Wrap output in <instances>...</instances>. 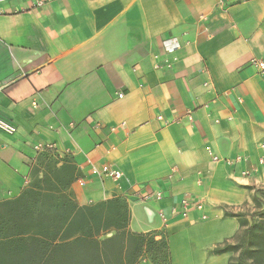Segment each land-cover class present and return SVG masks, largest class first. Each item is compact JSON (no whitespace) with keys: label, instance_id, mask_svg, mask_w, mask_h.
Here are the masks:
<instances>
[{"label":"crops","instance_id":"obj_1","mask_svg":"<svg viewBox=\"0 0 264 264\" xmlns=\"http://www.w3.org/2000/svg\"><path fill=\"white\" fill-rule=\"evenodd\" d=\"M1 12L0 117L16 133L0 132V203L50 155L74 167L79 205L127 203L130 230L167 239L169 264H230L214 249L264 217V73L251 66L264 61V0H6ZM88 160L120 166L128 194ZM185 199L188 216L173 215Z\"/></svg>","mask_w":264,"mask_h":264},{"label":"trees","instance_id":"obj_2","mask_svg":"<svg viewBox=\"0 0 264 264\" xmlns=\"http://www.w3.org/2000/svg\"><path fill=\"white\" fill-rule=\"evenodd\" d=\"M74 172L70 163L48 166L41 180L0 203V264H138L147 255L170 263L167 239L130 230L127 203L79 205ZM214 252L264 264V217Z\"/></svg>","mask_w":264,"mask_h":264},{"label":"built area","instance_id":"obj_3","mask_svg":"<svg viewBox=\"0 0 264 264\" xmlns=\"http://www.w3.org/2000/svg\"><path fill=\"white\" fill-rule=\"evenodd\" d=\"M5 2L6 0H0V14L2 13L1 7L5 4ZM178 47L179 45L176 43H171L168 41L164 43V49L168 53L174 52ZM251 66L257 68L261 73H264V61L254 59L251 61ZM123 97L124 96L122 94L119 95V98H123ZM32 106L34 109H37L39 108L40 105L37 100H34L32 102ZM0 132L13 136L16 133V127L10 122L0 117ZM35 150L40 153H47V152L54 153L55 147L51 144L38 145L35 147ZM261 151H262V156L259 159V163L264 164V141L261 143ZM213 160L215 162L221 161L217 157H214ZM246 161H247L246 158L238 157L235 160H224L223 162L229 166H233L237 163L246 162ZM86 164L89 167V171L92 176L100 180H106V179L113 180L118 183L119 189L121 190L123 195L128 194V189H126L125 186L121 183L124 179H126V175L120 166H118L115 163H111V162L96 163L92 160L86 161ZM78 183L83 185L85 182L84 180L79 179ZM28 184L29 183L26 182V185ZM148 197H154L155 199L160 200L163 198V194L161 192H157V193L150 194ZM182 204H183L182 210H180L179 212L177 210H173L172 212L173 215L182 216V217L188 216L189 211L192 209V205L190 204L188 199H185ZM196 208L201 209L202 208L201 204H198Z\"/></svg>","mask_w":264,"mask_h":264},{"label":"rangeland","instance_id":"obj_4","mask_svg":"<svg viewBox=\"0 0 264 264\" xmlns=\"http://www.w3.org/2000/svg\"><path fill=\"white\" fill-rule=\"evenodd\" d=\"M57 163H58L57 159H55L54 157H52L50 155H46V156L41 157L39 162L30 171V180H29V184L27 185L26 188L31 186L36 181L41 180L43 173L47 170L48 166L53 167V166L57 165ZM232 258H233V263L236 264V262H237L236 258L237 257L233 255ZM144 259H148L153 264H161L160 261L154 260L153 256H150V255H147L146 258H144ZM251 264H253V263H251Z\"/></svg>","mask_w":264,"mask_h":264}]
</instances>
